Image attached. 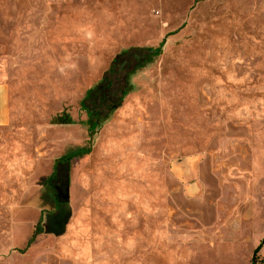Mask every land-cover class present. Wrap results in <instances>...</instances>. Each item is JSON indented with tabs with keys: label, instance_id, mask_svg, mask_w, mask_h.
<instances>
[{
	"label": "rangeland",
	"instance_id": "rangeland-1",
	"mask_svg": "<svg viewBox=\"0 0 264 264\" xmlns=\"http://www.w3.org/2000/svg\"><path fill=\"white\" fill-rule=\"evenodd\" d=\"M163 40L90 134L87 92L121 50ZM0 82L15 118L0 130V264L258 261L245 231L232 245L213 224L241 211L232 182H264V0H0ZM13 147L30 168L9 169ZM83 147L58 217L44 183Z\"/></svg>",
	"mask_w": 264,
	"mask_h": 264
},
{
	"label": "trees",
	"instance_id": "trees-1",
	"mask_svg": "<svg viewBox=\"0 0 264 264\" xmlns=\"http://www.w3.org/2000/svg\"><path fill=\"white\" fill-rule=\"evenodd\" d=\"M164 46V40L157 47H135L121 50L118 55L112 60L109 69L103 75L100 82L93 89L89 90L85 98L80 103L81 110L87 116V130L93 132L96 127H100L103 121L107 120L116 108L121 103L123 96L131 91L130 79L131 76L142 70L147 65L153 64L156 59L161 56ZM118 76H123V88L118 89L119 95L111 97V90L114 87L113 83ZM114 78V82L112 81ZM108 96V99L106 98ZM90 132V134H91ZM91 147L76 148L67 151L63 156L56 159L53 173L46 179L44 183V195L54 203L58 217H68L69 205L63 195L67 191L68 170L70 163L74 159L82 158L88 155ZM66 167L65 185L63 191L59 187L61 167ZM62 192V198L60 194ZM40 222L35 225L31 238L28 241L30 244L41 232ZM252 264H256L255 256Z\"/></svg>",
	"mask_w": 264,
	"mask_h": 264
},
{
	"label": "crops",
	"instance_id": "crops-1",
	"mask_svg": "<svg viewBox=\"0 0 264 264\" xmlns=\"http://www.w3.org/2000/svg\"><path fill=\"white\" fill-rule=\"evenodd\" d=\"M14 123L11 87L5 82H0V130H9ZM66 124H69V122L67 121ZM5 151H9L12 156V161L8 164L10 170L24 171L27 167L30 168V164L26 163L21 157L23 152L19 148L13 147L11 151L6 148ZM31 170L35 171L36 168L31 166ZM20 176L21 174H18L16 178ZM232 183L236 187L241 185L242 195L240 197L236 195L241 202V211L228 210L224 217L217 216V222L213 224L217 236L221 237L224 235L223 233L228 234L231 237L227 239L234 245L241 243L236 235H239L241 230L245 231L248 240H252L250 247L252 256L256 251V257H258V261L255 260L256 264H264V182ZM255 196L258 198L257 203ZM256 204L258 205L257 208H255ZM253 235L254 237H252ZM247 264H250V262L248 261Z\"/></svg>",
	"mask_w": 264,
	"mask_h": 264
}]
</instances>
